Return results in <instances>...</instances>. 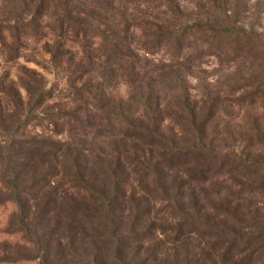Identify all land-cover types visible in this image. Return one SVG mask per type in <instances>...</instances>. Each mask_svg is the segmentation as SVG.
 I'll list each match as a JSON object with an SVG mask.
<instances>
[{
    "label": "trees",
    "instance_id": "1",
    "mask_svg": "<svg viewBox=\"0 0 264 264\" xmlns=\"http://www.w3.org/2000/svg\"><path fill=\"white\" fill-rule=\"evenodd\" d=\"M141 1H7L14 9L10 18H0V55L16 62L26 40L52 35L45 46L50 66L28 61L55 73L60 96L72 107L50 113L57 89L36 70L21 66L19 83L0 79V205L16 207L5 241L34 250L0 257V263L130 264L123 256L135 240L134 227L121 231L120 220L128 211L135 225L148 203L162 205L175 221L174 245L189 254L188 240L199 241L200 258L185 264H264V227L237 219L221 196L227 189L238 198L261 195L264 203V161L215 147L206 131L229 106L264 103V41L242 25L240 0ZM132 2H141L150 17L128 14ZM213 58L238 63L248 75L224 96L207 89L194 97L185 70ZM123 88L127 95L115 101L114 90ZM35 121L50 123L58 136L82 132L94 138L91 145L24 138ZM166 121L182 129L181 141L163 130ZM64 195L93 204L69 211L90 226L93 239H84L77 261L58 263L49 259L58 230L49 222ZM202 198L217 219L204 215Z\"/></svg>",
    "mask_w": 264,
    "mask_h": 264
},
{
    "label": "rangeland",
    "instance_id": "2",
    "mask_svg": "<svg viewBox=\"0 0 264 264\" xmlns=\"http://www.w3.org/2000/svg\"><path fill=\"white\" fill-rule=\"evenodd\" d=\"M7 1L0 0V18H10L8 10L14 9ZM193 1L197 2L198 0ZM141 2L137 4L136 2L130 3V6L127 8L128 14L141 19L150 17L149 13L152 14L151 11L148 13V10L145 9ZM189 5H193V3ZM239 5L242 8L240 16L242 25L248 30L254 29L262 41H264V0H240ZM19 15L22 17L25 16L23 13H19ZM43 32L47 33L48 30H44ZM52 37V35H49L47 39H52ZM47 39L38 41L35 38H30L26 40L23 51L24 57L16 62H6L5 58L0 55V79H4L6 83H19L18 79L21 75L19 69L21 66L38 71L46 77L52 88L57 89L55 92L57 93V99L48 103L50 113H57L58 107H62L65 110H69L72 107L70 100L60 96L61 92L59 93V91L62 85H57L55 73H48L34 62L28 61V58L34 57L33 59L50 66V57L45 48ZM48 42L50 46H54L52 40ZM138 47L139 45H137V50L139 49ZM185 71V81L194 97H200L207 89H220L219 91H223L224 96L225 91H230V86L239 80L241 76L248 75L245 72L247 71L246 68L244 70L238 66V63L235 65L234 63L223 62V60L217 58H213L201 66H190ZM17 87H19L18 84ZM19 90L23 97H25L24 91L20 88ZM126 95V89L124 88L114 90L115 101H118L121 96ZM3 102L5 107H8L7 100L3 98ZM8 109V113H12L13 107L12 109ZM172 125L173 123L171 121H166L163 130L166 133L173 130L178 140L181 141L184 132L178 126ZM52 129L50 123L46 121H43L42 124L35 121L23 130L24 138H37L38 140L51 139L53 141H63L72 138L74 143L84 144L85 141L89 145H91L92 139L94 138V134L85 135L82 132L74 134L70 138L65 135L58 136ZM206 131L208 134L207 140L214 141L215 147L223 150L231 149V151H235L237 154L247 153L253 159L264 161L263 102H258L257 105H250L246 102L243 106L233 105L232 107H227L226 110L222 111L211 121ZM213 180V182L217 183L222 181V179L217 178ZM214 196L218 197L219 195L213 194V199L216 200L217 198H214ZM221 196H223V199L229 201L231 213L235 212L237 219L255 227H264V203L260 201L262 199L260 197L261 195L257 197L245 196V198H238L239 195H233L232 192L224 189V193ZM38 197L39 205H42L45 201L44 194L40 193ZM216 202L218 203V201ZM185 203L188 211H190L188 197ZM200 203L205 205V210H203L204 215L213 217V220L217 219L216 214L210 212L207 201L202 198ZM91 205L93 204L78 195H64L58 200L52 212L51 221L49 222V227H57L58 229L51 250L49 251V259L51 261L58 263L77 261L79 256L84 253V239H93V235L89 236L90 238L87 236V234L92 233L90 226L80 220L74 219L72 216L70 217L69 211L72 208H84V206L90 207ZM140 209L144 210L145 214L142 219L140 216V219L135 225L133 224L131 226L132 219L128 211L123 212L120 220L121 231L134 227L135 240L127 242V248L123 256L127 262L130 264H185V262L191 263L196 258H200L198 252L199 241L196 238L188 240L189 254H187L188 250L185 247L174 245L176 239L170 229L175 226V221L167 215L162 205L153 206L148 203H143ZM15 213L16 207L12 203L0 205V257H13L18 254L25 255L34 253L33 247L31 246H26L14 239L5 241L9 239L5 231L10 228V221L13 219ZM222 218L226 219L225 217ZM229 221L232 223L231 219ZM104 264H108V262ZM111 264L114 263L111 262Z\"/></svg>",
    "mask_w": 264,
    "mask_h": 264
}]
</instances>
